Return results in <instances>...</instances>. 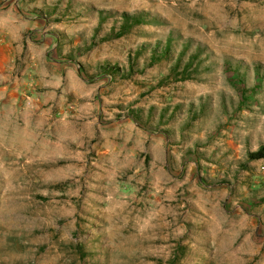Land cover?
<instances>
[{
    "label": "rangeland",
    "instance_id": "obj_1",
    "mask_svg": "<svg viewBox=\"0 0 264 264\" xmlns=\"http://www.w3.org/2000/svg\"><path fill=\"white\" fill-rule=\"evenodd\" d=\"M262 146L264 0H0V264H264Z\"/></svg>",
    "mask_w": 264,
    "mask_h": 264
},
{
    "label": "trees",
    "instance_id": "obj_2",
    "mask_svg": "<svg viewBox=\"0 0 264 264\" xmlns=\"http://www.w3.org/2000/svg\"><path fill=\"white\" fill-rule=\"evenodd\" d=\"M132 19L138 20V18H131L128 15H124V20L126 21V25L124 26L123 29H121L118 33L115 32L114 34V38H119L122 37L123 35H126L128 32V29H130V21ZM172 47V44H167V46H165V50L163 51V54H167L170 49ZM194 56V55H193ZM160 58V57H159ZM153 62L158 61L160 59H157V56H153ZM194 65L193 63V58H192V62L191 63H187L186 65H183L182 67V60L180 59L174 66L173 68V73L172 75L175 77L176 81H183V80H187L190 79L189 76V70L192 68V66ZM250 158L252 160H262L264 159V146H262L258 151L251 153L250 154ZM79 248V250H82L81 246H77ZM179 262L178 260H173L172 262H170V264H177Z\"/></svg>",
    "mask_w": 264,
    "mask_h": 264
}]
</instances>
